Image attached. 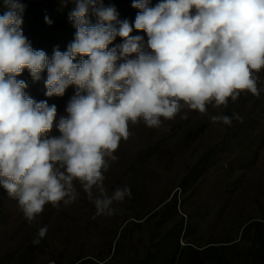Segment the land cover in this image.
Here are the masks:
<instances>
[{"label": "clouds", "instance_id": "9594fccd", "mask_svg": "<svg viewBox=\"0 0 264 264\" xmlns=\"http://www.w3.org/2000/svg\"><path fill=\"white\" fill-rule=\"evenodd\" d=\"M68 19L74 40L51 59L23 34L21 0H3L0 15V188L16 199L31 222L46 204L70 205L78 181L97 215H114V203L131 196L129 187L111 195L104 186L110 161L129 123L160 127L187 107L206 113L207 105L227 106L241 92L259 95L264 69V0H133L134 24L119 21L114 6L102 0H73ZM91 16L96 22L92 23ZM45 22L51 24L46 16ZM117 24L119 25L117 27ZM133 28L147 36H132ZM122 43L109 48L117 37ZM80 60L77 62V57ZM87 59H84V57ZM118 61H122L119 64ZM27 69L38 81L45 69L46 96L75 95L67 116L56 124L55 105L36 102L17 79ZM186 119L187 116L181 117ZM231 125L239 114L217 115ZM47 233L41 227L33 244Z\"/></svg>", "mask_w": 264, "mask_h": 264}, {"label": "rangeland", "instance_id": "374dc122", "mask_svg": "<svg viewBox=\"0 0 264 264\" xmlns=\"http://www.w3.org/2000/svg\"><path fill=\"white\" fill-rule=\"evenodd\" d=\"M3 6L0 5V9ZM144 37L146 34H138ZM259 95L250 98L241 92L227 106L207 105L206 113L185 107L173 120L149 127L141 120L129 123L131 135L121 140L110 161L104 186L111 193L129 187L131 196L114 203V215H97L92 201L78 181V199L70 205L46 204L42 213L29 222L16 199L0 188V260L15 259L21 264H130L132 256L146 254L148 245L179 221L185 224L193 248L236 240L240 226L264 213V69L259 73ZM67 104L56 107V120L48 136H59L56 128L67 116ZM233 113L231 125L211 117ZM186 115V119L181 117ZM252 120L251 127L245 122ZM247 136L260 134L252 146L244 148L237 138L226 140L228 126ZM236 125H239L237 128ZM230 134V133H229ZM218 152L214 165L186 188L180 182L191 173L195 160L207 149ZM177 195V202L173 201ZM129 223L121 236V229ZM46 235L36 245L41 227ZM120 240L118 250L115 242ZM184 243V242H182Z\"/></svg>", "mask_w": 264, "mask_h": 264}, {"label": "trees", "instance_id": "16d2710c", "mask_svg": "<svg viewBox=\"0 0 264 264\" xmlns=\"http://www.w3.org/2000/svg\"><path fill=\"white\" fill-rule=\"evenodd\" d=\"M25 5L22 14L23 23L21 25L23 34L31 43L35 50H44L49 59L53 54V49L58 47L61 52L67 50V46L74 40L76 29L68 19L69 12L74 7L73 0H21ZM159 0H150V6H155ZM133 0H102L104 7L114 6L118 12V20H127L130 25L134 24L139 9L132 7ZM3 6V0H0ZM5 11L4 7L0 9V15ZM51 20V24L45 22V17ZM92 23L96 22L95 16L90 15ZM119 25L117 24V27ZM143 31H137L133 28L130 33L136 36ZM122 38L117 36L109 45L112 48L121 44ZM84 59H87L85 56ZM80 57H77V62ZM122 61H118L119 64ZM40 79L33 81L27 69L17 77L27 83L25 93L36 102L46 101L49 106L56 107L61 104H68L70 99L75 95V86L70 85L63 96H46V88L44 82L47 78L46 69L41 72ZM263 85L257 81V86ZM259 90V89H258ZM250 98L254 95L249 93ZM231 109L224 114L229 115ZM252 120H248L245 124L251 127ZM239 128V125H236ZM234 125L227 130L226 140L232 141L237 138L243 143L244 148L252 146L260 134L252 135L246 131L247 136L242 139V134L233 132ZM230 133V134H229ZM213 146L204 151L193 164L191 173L188 174L181 182L180 187L189 188L195 180L208 171V162L214 165V158L218 152ZM173 201L177 202V195L173 197ZM129 223L125 224L121 229V236L128 229ZM182 221L178 225L166 230L155 241L148 245L145 255L140 257L132 256L130 264H264V213L259 218H249L240 226L239 237L236 240L228 242H220L218 244L207 245L204 248H193L188 241H184L186 228L184 229ZM184 242V243H182ZM120 240L115 242V250H118ZM250 257V258H249ZM7 259V264H21L20 259L13 261ZM0 264H6L4 260H0Z\"/></svg>", "mask_w": 264, "mask_h": 264}, {"label": "bare ground", "instance_id": "6f19581e", "mask_svg": "<svg viewBox=\"0 0 264 264\" xmlns=\"http://www.w3.org/2000/svg\"><path fill=\"white\" fill-rule=\"evenodd\" d=\"M250 258V257H249Z\"/></svg>", "mask_w": 264, "mask_h": 264}]
</instances>
